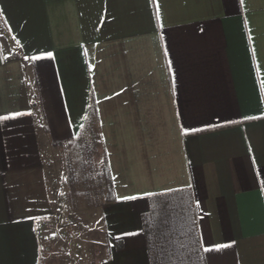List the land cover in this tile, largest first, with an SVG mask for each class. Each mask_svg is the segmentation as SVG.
<instances>
[{"label": "crops", "instance_id": "obj_1", "mask_svg": "<svg viewBox=\"0 0 264 264\" xmlns=\"http://www.w3.org/2000/svg\"><path fill=\"white\" fill-rule=\"evenodd\" d=\"M262 81L264 0H0V264H264ZM96 132L104 253L48 164Z\"/></svg>", "mask_w": 264, "mask_h": 264}, {"label": "rangeland", "instance_id": "obj_2", "mask_svg": "<svg viewBox=\"0 0 264 264\" xmlns=\"http://www.w3.org/2000/svg\"><path fill=\"white\" fill-rule=\"evenodd\" d=\"M83 143L85 145L81 147L76 143L54 147L53 160L48 162L52 171L53 198L60 202L63 216L78 221V228L85 233V239L87 234H95L96 244L99 234L101 251L104 253L102 219L109 178L102 166L103 154L98 132Z\"/></svg>", "mask_w": 264, "mask_h": 264}, {"label": "snow or ice", "instance_id": "obj_3", "mask_svg": "<svg viewBox=\"0 0 264 264\" xmlns=\"http://www.w3.org/2000/svg\"><path fill=\"white\" fill-rule=\"evenodd\" d=\"M48 56H51L52 54L51 53H47ZM37 59L39 57H36ZM261 86L264 87V81L261 82ZM13 115H16V116H19V115H23V113H20V112H17V113H14ZM6 119V117H5ZM123 199H135V197H123ZM226 245H215V248L219 249L221 247H225ZM211 249L210 248H205V251H210Z\"/></svg>", "mask_w": 264, "mask_h": 264}, {"label": "trees", "instance_id": "obj_4", "mask_svg": "<svg viewBox=\"0 0 264 264\" xmlns=\"http://www.w3.org/2000/svg\"><path fill=\"white\" fill-rule=\"evenodd\" d=\"M108 178H109V180H110V177H109V175H108ZM109 180H108V181H109ZM108 184H110V182H109Z\"/></svg>", "mask_w": 264, "mask_h": 264}]
</instances>
